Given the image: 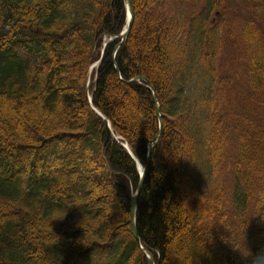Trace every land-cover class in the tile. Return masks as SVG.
Returning a JSON list of instances; mask_svg holds the SVG:
<instances>
[{
    "label": "trees",
    "instance_id": "obj_1",
    "mask_svg": "<svg viewBox=\"0 0 264 264\" xmlns=\"http://www.w3.org/2000/svg\"><path fill=\"white\" fill-rule=\"evenodd\" d=\"M132 5L114 55L123 0H0V264H147L114 136L145 163L151 89L141 245L156 264L264 253V0Z\"/></svg>",
    "mask_w": 264,
    "mask_h": 264
},
{
    "label": "water",
    "instance_id": "obj_2",
    "mask_svg": "<svg viewBox=\"0 0 264 264\" xmlns=\"http://www.w3.org/2000/svg\"><path fill=\"white\" fill-rule=\"evenodd\" d=\"M124 4H125V7H126L127 16H128L127 27L125 28V30H124V32L122 34V40L119 43V45L117 46V48L121 45L122 41L127 37L128 33L130 31L131 25L133 23V18H134L133 17L134 11H133L131 0H124ZM117 48H116V50H117ZM134 80L147 81V79L145 77L136 76L133 79L129 80V82L130 81H134ZM153 97H154V101H155V103L157 105V111H158V115H159V123H160V127H161V125H162L161 113H160V108H159V104H158V99H157L156 94H155L154 91H153ZM159 136H160V131L155 135L154 139L149 143V145L147 147L148 150H147L146 163H145L144 167L140 169L139 183L137 185L136 192H135V194H133V197L131 199L130 224H131V230H132L133 236H134L135 240L138 243L140 242V239H139V236H138V233H137L136 222H135V214H136V208H137V199H138V195H139V193L141 191V188L143 186L144 177H145V174H146L148 166H149L153 143L159 138ZM141 251H142L143 255L146 257L147 264H155L154 258H153V256L151 255L150 252H148L145 249H141Z\"/></svg>",
    "mask_w": 264,
    "mask_h": 264
},
{
    "label": "rangeland",
    "instance_id": "obj_3",
    "mask_svg": "<svg viewBox=\"0 0 264 264\" xmlns=\"http://www.w3.org/2000/svg\"><path fill=\"white\" fill-rule=\"evenodd\" d=\"M212 18H214V14L212 15ZM239 41H240V39H239ZM253 264H264V255H262L259 258H257L256 261Z\"/></svg>",
    "mask_w": 264,
    "mask_h": 264
}]
</instances>
